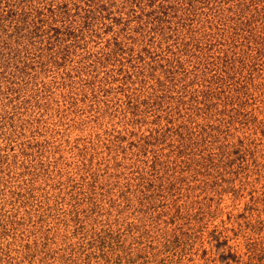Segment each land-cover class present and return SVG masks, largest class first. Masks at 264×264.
<instances>
[{
  "label": "rangeland",
  "instance_id": "374dc122",
  "mask_svg": "<svg viewBox=\"0 0 264 264\" xmlns=\"http://www.w3.org/2000/svg\"><path fill=\"white\" fill-rule=\"evenodd\" d=\"M155 1L0 0V264H264V0Z\"/></svg>",
  "mask_w": 264,
  "mask_h": 264
},
{
  "label": "trees",
  "instance_id": "16d2710c",
  "mask_svg": "<svg viewBox=\"0 0 264 264\" xmlns=\"http://www.w3.org/2000/svg\"><path fill=\"white\" fill-rule=\"evenodd\" d=\"M148 1H150L148 4L146 3V5H148V6H155V4H156V1L155 0H148ZM165 0H161V2H160V4L158 5L159 6V8H160V6H163L164 5V2ZM142 1H140V3H141ZM166 2V1H165ZM168 8H171L172 7V5H171V7L170 6H167ZM157 19H159V21L161 22L162 21V19H161V17H156Z\"/></svg>",
  "mask_w": 264,
  "mask_h": 264
}]
</instances>
